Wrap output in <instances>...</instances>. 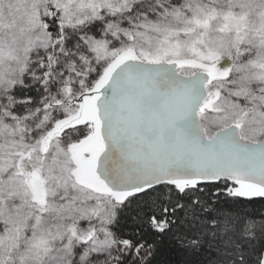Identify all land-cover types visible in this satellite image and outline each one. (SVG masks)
Listing matches in <instances>:
<instances>
[{"label": "snow or ice", "instance_id": "1", "mask_svg": "<svg viewBox=\"0 0 264 264\" xmlns=\"http://www.w3.org/2000/svg\"><path fill=\"white\" fill-rule=\"evenodd\" d=\"M0 264H264V0H0Z\"/></svg>", "mask_w": 264, "mask_h": 264}]
</instances>
